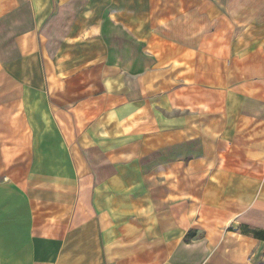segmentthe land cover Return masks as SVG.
Returning <instances> with one entry per match:
<instances>
[{
    "label": "crops",
    "instance_id": "crops-1",
    "mask_svg": "<svg viewBox=\"0 0 264 264\" xmlns=\"http://www.w3.org/2000/svg\"><path fill=\"white\" fill-rule=\"evenodd\" d=\"M264 0H0V264H264Z\"/></svg>",
    "mask_w": 264,
    "mask_h": 264
},
{
    "label": "trees",
    "instance_id": "trees-1",
    "mask_svg": "<svg viewBox=\"0 0 264 264\" xmlns=\"http://www.w3.org/2000/svg\"><path fill=\"white\" fill-rule=\"evenodd\" d=\"M255 236L264 241V231H256L254 232Z\"/></svg>",
    "mask_w": 264,
    "mask_h": 264
}]
</instances>
